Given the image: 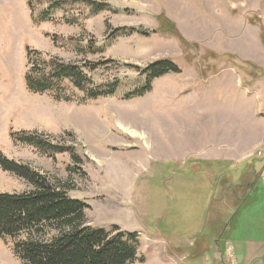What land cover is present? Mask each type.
Returning <instances> with one entry per match:
<instances>
[{
  "label": "rangeland",
  "instance_id": "rangeland-1",
  "mask_svg": "<svg viewBox=\"0 0 264 264\" xmlns=\"http://www.w3.org/2000/svg\"><path fill=\"white\" fill-rule=\"evenodd\" d=\"M95 1L105 7L32 0V12L28 0H0V152L88 203V224L142 231L146 264H187L204 238L196 245L205 255L187 260L223 264L227 223L233 237H264L253 206L264 209V0ZM54 2L61 6L37 21ZM164 19L175 32L161 28ZM27 46L78 64L102 94L89 98L70 83L61 100L29 91ZM166 58L181 71L132 94L146 81L133 65ZM19 130L75 147L82 163L14 142ZM28 189L0 167V192ZM13 246L0 239V264H23Z\"/></svg>",
  "mask_w": 264,
  "mask_h": 264
},
{
  "label": "trees",
  "instance_id": "trees-1",
  "mask_svg": "<svg viewBox=\"0 0 264 264\" xmlns=\"http://www.w3.org/2000/svg\"><path fill=\"white\" fill-rule=\"evenodd\" d=\"M81 1L91 4L93 12L105 7L95 0ZM28 4L33 12L32 0H28ZM56 5L61 6V3L54 2L48 9L40 11L36 20H47L50 10ZM161 28L175 32L174 24L166 19ZM26 56L28 68L25 83L29 91L49 93L61 100V92L70 83L81 91H87L89 98H97L102 94L99 88L89 87L90 81L78 64L57 56H48L30 46L26 48ZM133 66L146 75L145 84L132 93L138 96L149 92L155 79L181 71L169 58L155 61L143 69ZM116 87L115 84L109 86V93H114ZM11 135L14 142L31 145L48 156L69 152L75 166L82 163L83 159L75 147L54 144L37 131H12ZM0 167L29 184V189L23 192H0V239L14 240V254L23 264H128L136 260L145 261L144 257H138V232L123 231L118 225H114L110 232L106 228L88 224L86 210L90 205L84 200L71 197L65 186L53 183L28 163L9 158L0 152ZM23 235L27 237L20 238ZM195 256L202 257L194 250L187 258ZM187 258L185 261L191 264Z\"/></svg>",
  "mask_w": 264,
  "mask_h": 264
},
{
  "label": "crops",
  "instance_id": "crops-1",
  "mask_svg": "<svg viewBox=\"0 0 264 264\" xmlns=\"http://www.w3.org/2000/svg\"><path fill=\"white\" fill-rule=\"evenodd\" d=\"M220 157L221 156H219L218 158L214 157V159H219ZM263 174H264V169L260 175H263ZM249 187H251V185H249ZM249 190H250V188H249ZM249 190L246 191L245 198H243L244 200H247V196L249 199L252 198L253 194H254L253 197L256 196L257 187H254V189L250 192V194H249ZM253 206H255V208L257 209V211L259 213L264 214V209L260 210V207L262 205H256V203H255ZM238 211H240V210L238 209L237 213H238ZM227 224L228 225L226 227L222 228L220 231V233H222V231L227 232V238L225 240V243L220 245L221 250H218V252H220V254H221V260H223V264L225 262H227V263L231 262L234 264H264V237H259V239H258V237H257V239H255V238L252 239V238L248 237L247 235L246 236H234L233 237V228H232V226H230V223H227ZM138 234H139V236H141L143 233H142V231H138ZM153 238L159 240V238H157V237H153ZM222 238H223V235H222ZM205 243H208L205 238L203 241H200V239H197V242H196V244H199V245H204ZM196 244L192 245V249H191L192 252L194 250H195V252H197V250H198L197 254L200 256H204L205 255L204 252L201 251V249L199 250V248L197 249L198 245H196ZM200 247H202V246H200ZM218 256L219 255L216 254V256H215L216 260H217ZM211 257H214V256H211ZM184 258H185V256H184ZM147 261L148 260L141 262V263L146 264Z\"/></svg>",
  "mask_w": 264,
  "mask_h": 264
},
{
  "label": "built area",
  "instance_id": "built-area-1",
  "mask_svg": "<svg viewBox=\"0 0 264 264\" xmlns=\"http://www.w3.org/2000/svg\"><path fill=\"white\" fill-rule=\"evenodd\" d=\"M227 264H234V263H227Z\"/></svg>",
  "mask_w": 264,
  "mask_h": 264
},
{
  "label": "bare ground",
  "instance_id": "bare-ground-1",
  "mask_svg": "<svg viewBox=\"0 0 264 264\" xmlns=\"http://www.w3.org/2000/svg\"><path fill=\"white\" fill-rule=\"evenodd\" d=\"M132 131V130H131Z\"/></svg>",
  "mask_w": 264,
  "mask_h": 264
}]
</instances>
